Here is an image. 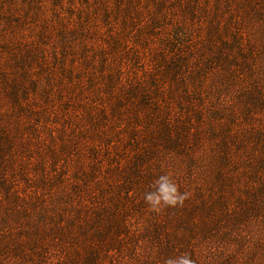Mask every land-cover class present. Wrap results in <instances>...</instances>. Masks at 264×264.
<instances>
[{"label":"rangeland","instance_id":"obj_1","mask_svg":"<svg viewBox=\"0 0 264 264\" xmlns=\"http://www.w3.org/2000/svg\"><path fill=\"white\" fill-rule=\"evenodd\" d=\"M2 156L4 263L264 264V0H0Z\"/></svg>","mask_w":264,"mask_h":264},{"label":"clouds","instance_id":"obj_2","mask_svg":"<svg viewBox=\"0 0 264 264\" xmlns=\"http://www.w3.org/2000/svg\"><path fill=\"white\" fill-rule=\"evenodd\" d=\"M186 197L178 191L177 186L172 183L167 175L158 178L157 189L155 192L147 193L144 197L145 202L153 209L160 206H173L179 204ZM165 264H193L188 255H181L174 259H169Z\"/></svg>","mask_w":264,"mask_h":264},{"label":"trees","instance_id":"obj_3","mask_svg":"<svg viewBox=\"0 0 264 264\" xmlns=\"http://www.w3.org/2000/svg\"><path fill=\"white\" fill-rule=\"evenodd\" d=\"M185 34V39H182V36ZM181 35L180 32H178V30H176L175 32L173 31L171 34V50L174 54H178L180 56H183L186 54V52H188L190 49L192 50L191 44H192V40H189L191 37V35H188L186 32H183ZM190 47V48H189ZM189 48V49H188ZM186 49V50H185ZM11 146H12V142H8L7 143V151H4L3 155L6 153L7 157L9 156V153L11 152ZM12 156L10 155L9 158H11ZM5 156H2V161L0 160V205L2 203V197H5L7 192H11V188H10V183L7 181V172H6V166H5V161L3 162ZM6 190V193H5ZM2 208V207H1ZM4 224V223H3ZM173 239H167V241H165V245L164 247H169L170 245L176 244L175 242H173ZM262 247L264 245H261ZM264 251V247L262 249ZM4 260L1 259L0 260V264H8V263H4Z\"/></svg>","mask_w":264,"mask_h":264}]
</instances>
